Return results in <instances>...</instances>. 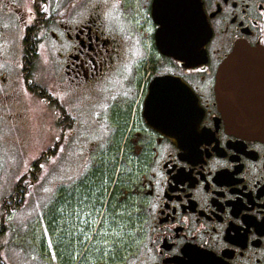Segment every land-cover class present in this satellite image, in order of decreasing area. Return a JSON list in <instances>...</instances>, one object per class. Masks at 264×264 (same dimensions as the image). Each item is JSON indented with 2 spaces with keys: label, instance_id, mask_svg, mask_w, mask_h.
<instances>
[{
  "label": "flooded vegetation",
  "instance_id": "obj_1",
  "mask_svg": "<svg viewBox=\"0 0 264 264\" xmlns=\"http://www.w3.org/2000/svg\"><path fill=\"white\" fill-rule=\"evenodd\" d=\"M152 1L0 0V203L23 89L34 91L21 70L42 88L49 59L56 98L37 95L52 117L41 152L56 172L54 264H264V140L226 127L263 102L264 66L238 59L221 73L245 55L238 44L264 54V0H195L210 35L194 66L156 50ZM164 76L168 89L152 90ZM149 94L169 101L168 122L145 120ZM129 206L139 230L126 247L113 231ZM8 222L0 211V232ZM11 249L1 241L2 264H50Z\"/></svg>",
  "mask_w": 264,
  "mask_h": 264
},
{
  "label": "rangeland",
  "instance_id": "obj_2",
  "mask_svg": "<svg viewBox=\"0 0 264 264\" xmlns=\"http://www.w3.org/2000/svg\"><path fill=\"white\" fill-rule=\"evenodd\" d=\"M15 43L17 47H20V38L15 40ZM48 61L49 59L45 60L44 72L40 71L39 75L36 74L35 79L46 92L56 98L51 86V78L48 75ZM9 73L15 79L16 84L21 83L22 85L18 61L17 63L15 60L12 61ZM23 90L25 95H22V105L20 111L18 110L21 117L14 123L15 128L11 130L13 133L11 139L15 137L14 149L17 150L20 147L21 153L7 156L11 164L9 169H4L7 180L5 179L3 184L2 197L10 194L18 178L27 171L41 151L49 147L53 141V137L45 129L52 122L51 115L47 113L49 107L40 101L36 93ZM16 145L19 147L16 148ZM2 157L3 155L0 154V159ZM50 162V164L46 162L43 165L37 182L29 188L22 208L8 217V226L0 243L7 241L9 247H12L11 250H18V248L27 250L25 253L30 262L43 258L44 261L54 264V259L57 258L55 235L53 234L55 231L53 196L55 195L56 172L53 158ZM65 175H68L67 171ZM135 215L133 207L129 206L125 208L124 215L120 216V225L116 226L113 231V239L118 240L120 245L124 243L127 247L135 239L139 230V220Z\"/></svg>",
  "mask_w": 264,
  "mask_h": 264
},
{
  "label": "water",
  "instance_id": "obj_3",
  "mask_svg": "<svg viewBox=\"0 0 264 264\" xmlns=\"http://www.w3.org/2000/svg\"><path fill=\"white\" fill-rule=\"evenodd\" d=\"M151 16L157 25L154 45L159 54L173 58L185 66H194L202 61V47L208 40L210 32L201 8L195 0H153ZM233 51H244L245 55H235L226 60L222 66V74L229 75L232 71V63L238 59L244 60L248 67L264 66V54L261 49L238 44ZM219 83L220 81L216 80L215 87ZM160 84H164L168 89L169 77L153 80L150 88L158 90ZM262 97L263 102L260 105L246 106L250 108L242 113L245 115L244 120L227 122V129L242 131L250 137L264 140V96ZM158 99V102H152L154 97L150 94L146 99L144 117L153 127L158 126L160 122L169 121V101L162 103L161 98ZM222 105L227 108L226 105ZM154 115L158 118H154Z\"/></svg>",
  "mask_w": 264,
  "mask_h": 264
},
{
  "label": "trees",
  "instance_id": "obj_4",
  "mask_svg": "<svg viewBox=\"0 0 264 264\" xmlns=\"http://www.w3.org/2000/svg\"><path fill=\"white\" fill-rule=\"evenodd\" d=\"M46 1V0H45ZM26 41L24 40L23 43ZM34 60H32L33 62ZM32 62L30 65H32ZM23 74V79L26 82L27 86L34 92L38 93L39 95L48 98L46 91L43 88H38L33 82L32 84H29L28 82H31L32 75L27 76L25 73V69L23 68L21 70ZM48 155L41 152L39 156L31 163L30 167L27 169L25 173H23L18 180L13 185L11 193L2 199L0 203V211L1 216L3 218H7L9 216H12L13 213H15L17 210L21 209L22 206L25 203V200L27 198V194L29 191V188L37 182L38 177L40 176L41 169L43 168V165L50 161L52 157L48 160ZM3 232H0V234H3ZM18 250L22 251L18 248ZM27 251V250H26ZM25 251V252H26ZM31 255V254H30ZM32 257V256H31ZM33 262V260L31 261ZM4 263L3 258L0 257V264Z\"/></svg>",
  "mask_w": 264,
  "mask_h": 264
},
{
  "label": "snow or ice",
  "instance_id": "obj_5",
  "mask_svg": "<svg viewBox=\"0 0 264 264\" xmlns=\"http://www.w3.org/2000/svg\"><path fill=\"white\" fill-rule=\"evenodd\" d=\"M194 264H195V262H194Z\"/></svg>",
  "mask_w": 264,
  "mask_h": 264
}]
</instances>
